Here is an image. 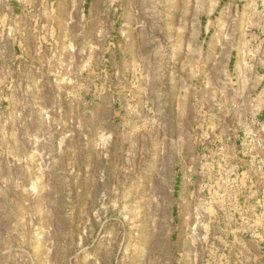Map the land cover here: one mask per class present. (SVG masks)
Returning <instances> with one entry per match:
<instances>
[{
	"label": "rangeland",
	"instance_id": "374dc122",
	"mask_svg": "<svg viewBox=\"0 0 264 264\" xmlns=\"http://www.w3.org/2000/svg\"><path fill=\"white\" fill-rule=\"evenodd\" d=\"M0 264H264V0H0Z\"/></svg>",
	"mask_w": 264,
	"mask_h": 264
}]
</instances>
